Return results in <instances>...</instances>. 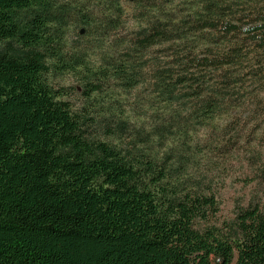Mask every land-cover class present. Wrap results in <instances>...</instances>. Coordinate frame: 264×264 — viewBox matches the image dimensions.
<instances>
[{
	"label": "trees",
	"instance_id": "1",
	"mask_svg": "<svg viewBox=\"0 0 264 264\" xmlns=\"http://www.w3.org/2000/svg\"><path fill=\"white\" fill-rule=\"evenodd\" d=\"M126 1L0 0V264H264V0Z\"/></svg>",
	"mask_w": 264,
	"mask_h": 264
},
{
	"label": "rangeland",
	"instance_id": "2",
	"mask_svg": "<svg viewBox=\"0 0 264 264\" xmlns=\"http://www.w3.org/2000/svg\"><path fill=\"white\" fill-rule=\"evenodd\" d=\"M128 7L127 21L129 24H134L136 18V1H126ZM60 84L66 86H76L77 78L69 75L66 78H61ZM79 92L75 94L74 98H79ZM257 148L264 153V136L256 140ZM229 176L220 189L221 210L217 215V220L223 224L225 221H230L235 216L237 205H248L249 199L253 192L257 191V181L250 182L249 177L253 176L252 171L247 167H243L239 162L233 161L229 167ZM249 174V175H248ZM248 175V176H247Z\"/></svg>",
	"mask_w": 264,
	"mask_h": 264
}]
</instances>
